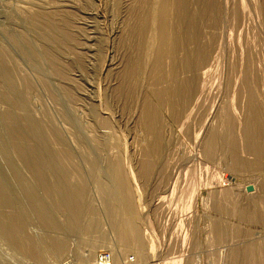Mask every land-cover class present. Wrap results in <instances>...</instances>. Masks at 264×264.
<instances>
[{"label":"rangeland","instance_id":"obj_1","mask_svg":"<svg viewBox=\"0 0 264 264\" xmlns=\"http://www.w3.org/2000/svg\"><path fill=\"white\" fill-rule=\"evenodd\" d=\"M99 1L0 0V264H264V0Z\"/></svg>","mask_w":264,"mask_h":264},{"label":"bare ground","instance_id":"obj_2","mask_svg":"<svg viewBox=\"0 0 264 264\" xmlns=\"http://www.w3.org/2000/svg\"><path fill=\"white\" fill-rule=\"evenodd\" d=\"M99 0H97V2H98ZM225 1H227V0H225ZM93 2H95V1H93ZM99 2H101V0L99 1ZM166 3H167V1H166ZM221 3V2H220ZM225 3V5H227V3L226 2H224ZM184 7V6H183ZM186 7V6H185ZM165 8V7H164ZM142 9V8H141ZM168 9V8H167ZM143 10V9H142ZM185 10V9H184ZM226 10L228 11V8H227V6H226ZM230 10V9H229ZM222 11H223V9H222ZM226 12V11H225ZM172 13V12H171ZM226 15V14H225ZM224 15V16H225ZM163 16V15H162ZM228 16V15H227ZM167 19V18H166ZM164 20L165 19H163L162 20V24H165L164 23ZM166 21V20H165ZM225 21V20H224ZM166 23H167V21H166ZM226 23V22H225ZM224 23V24H225ZM143 24V23H142ZM145 25V24H144ZM161 25V24H160ZM159 25V27H163V25L162 26H160ZM183 25V24H182ZM143 27V29H144V26H142ZM138 28V27H137ZM146 29H147V27H146ZM167 28H162L161 29V31L163 30V32L159 35V38L160 39H162V41L166 44V41L168 40L169 41V36L166 34L167 33V30H166ZM183 29V28H182ZM225 29V28H224ZM130 30H131V28H130ZM135 30V29H134ZM166 30V31H165ZM185 30V29H184ZM133 31V30H132ZM142 30H140V32H141ZM150 31H152V30H150ZM160 31V30H159ZM165 31V32H164ZM186 31V30H185ZM224 31V30H223ZM148 32V31H147ZM169 32V31H168ZM151 33V32H150ZM152 33H153V31H152ZM152 33H151V35H152ZM176 33V32H175ZM115 34H116V32H115ZM115 34H113V36L115 35ZM138 34V33H137ZM133 35V34H132ZM117 36V35H116ZM147 36V35H146ZM138 37V36H137ZM141 37V36H140ZM151 37V36H150ZM177 37V36H176ZM143 38V37H142ZM147 38V37H146ZM225 35L223 34V42L221 43V45H220V53L222 54L223 53V48H225V44H224V42L226 41L225 40ZM134 39V38H133ZM171 39V38H170ZM141 40V39H140ZM147 40V39H146ZM168 41H167V43H168ZM133 42V41H132ZM136 43H138V42H136ZM170 43H172V42H170ZM169 43V44H170ZM132 44V43H131ZM147 44V43H146ZM134 45V44H133ZM135 46H137V45H135ZM133 47V46H132ZM140 47V46H139ZM140 48H142V47H140ZM139 48V49H140ZM138 49V48H137ZM133 54V53H132ZM138 54V53H137ZM223 55V54H222ZM226 54H224V56H225ZM145 57H146V54H145ZM131 58V57H130ZM135 59V58H134ZM136 60V59H135ZM119 63H121V62H119ZM131 64V63H130ZM133 64V63H132ZM138 64V63H137ZM119 64H117V62H116V60L114 61L113 59H111V61L107 64V67L108 68H112V69H117V68H119L120 66H118ZM121 65V64H120ZM135 65V64H134ZM134 67V66H133ZM133 67H131V69L133 68ZM135 76V75H134ZM137 79V78H136ZM134 83V82H133ZM190 84V83H189ZM133 85V84H132ZM135 85V84H134ZM136 86H137V84H136ZM128 88V87H127ZM128 96V95H127ZM132 96V95H131ZM138 100V99H137ZM219 100V99H218ZM138 103V102H137ZM220 103V102H219ZM140 104V103H139ZM211 118H209L208 120H206L205 121V123L203 124V126H202V130L200 131L201 133H200V137L199 138H203L204 137V135H206L205 133L207 132V130L209 129V127L211 126ZM41 151V150H40ZM44 153V152H43ZM40 154H42V153H40ZM39 159H41V158H39ZM45 159V158H44ZM47 159V158H46ZM42 160V159H41ZM44 161V160H43ZM47 162H48V160H47ZM49 166V165H48ZM52 166V165H51ZM54 169H56V168H54ZM57 174V173H56ZM57 175H59V174H57ZM226 175V174H225ZM230 178L231 179H234V177L233 176H230ZM58 179V178H57ZM231 181V180H230ZM2 182H3V180H2ZM0 183V196H2V198H3V196H4V190H5V188L8 186H5V188H4V182L3 183ZM65 183V182H64ZM57 184V183H56ZM60 184V183H59ZM63 183H61V185H62ZM68 185V184H67ZM46 186V185H45ZM65 186V185H64ZM3 187V188H2ZM52 188H53V185L51 186ZM58 187V186H57ZM60 187V186H59ZM9 188V187H8ZM7 189V188H6ZM54 189H56V188H54ZM53 189V190H54ZM33 190V189H32ZM58 190H60V188L58 189ZM111 191V190H110ZM2 193H3V195H2ZM7 194V193H6ZM107 194V193H106ZM117 194V193H116ZM12 195V194H11ZM65 195V194H64ZM115 195V194H114ZM7 196V195H6ZM74 196V195H73ZM5 197V196H4ZM36 197V196H35ZM6 198H8V197H6ZM14 198V197H13ZM30 198V197H29ZM121 198V197H120ZM4 200H5V198H3ZM32 199V198H31ZM30 199V200H31ZM36 199H38V198H36ZM70 199V198H69ZM7 200V199H6ZM13 200H15V199H13ZM17 200H19V199H17ZM40 200V199H39ZM4 204L7 202H4L3 200H1ZM10 201V200H9ZM33 201V200H32ZM41 201V200H40ZM39 201V202H40ZM45 201V200H44ZM67 201V200H66ZM71 201V200H70ZM122 201V200H121ZM129 201V200H128ZM1 202V203H2ZM16 202V201H15ZM18 202V201H17ZM35 202H37L36 200H35ZM34 202V203H35ZM13 203V202H12ZM27 203V202H26ZM45 203H46V201H45ZM63 203V202H62ZM15 204V203H14ZM37 204H38V202H37ZM69 204V203H68ZM122 204V203H121ZM2 205V204H1ZM11 205V204H10ZM25 205V204H24ZM32 205V204H31ZM34 205H36V204H33V206ZM45 205V204H44ZM44 205L42 204V202L40 203V205H39V207L41 208V210H42V212H41V214H44V215H48L49 213L46 211V210H48V209H50L49 207H48V209H46L45 207H44ZM65 205V204H64ZM69 205H72V204H69ZM127 205V204H126ZM125 205V206H126ZM27 206H30V205H27ZM38 206V205H37ZM45 206H47V204L45 205ZM25 207V206H24ZM126 207H128V206H126ZM18 208V207H17ZM26 208V207H25ZM31 208V207H30ZM29 208V209H30ZM39 208V209H40ZM28 209V208H27ZM33 209V208H32ZM35 209V208H34ZM38 209V208H37ZM46 209V210H45ZM18 210H20V209H18ZM41 210H39V211H41ZM109 210V209H108ZM128 210V209H127ZM26 211V210H25ZM24 211V212H25ZM37 211V210H36ZM49 211V210H48ZM54 211V210H53ZM115 211V210H114ZM132 211V210H131ZM23 212V211H22ZM38 212V211H37ZM36 212V213H37ZM67 212V211H66ZM69 213H71L72 211H68ZM75 212V211H74ZM77 212H78V210H77ZM26 213H29V212H26ZM83 213V212H82ZM20 214V213H19ZM30 214V213H29ZM28 214V215H29ZM51 214V213H50ZM78 214V213H77ZM80 214V213H79ZM127 215H128V213H126ZM147 214V213H146ZM12 215V214H11ZM16 215V214H15ZM22 215V214H21ZM34 215H35V212H34ZM69 215V214H68ZM67 215V216H68ZM71 215V214H70ZM20 216V215H19ZM31 216V215H30ZM52 216V215H51ZM58 216V215H57ZM73 216V215H72ZM129 216V215H128ZM39 217H40V215H39ZM42 217H44V216H42ZM47 217V216H46ZM69 217V216H68ZM71 217V216H70ZM76 217V216H75ZM81 217V216H80ZM80 217H79V219H80ZM15 218V217H14ZM132 218V217H131ZM134 218V217H133ZM45 219V218H44ZM73 219V218H72ZM41 220H42V218H41ZM46 220V219H45ZM60 220V219H59ZM81 220V219H80ZM26 221H27V218H26ZM42 221H44V220H42ZM50 221V220H49ZM54 221H56V220H54ZM71 221H73V220H71ZM71 221H69V222H71ZM76 221V220H75ZM79 221V220H78ZM148 221V220H147ZM16 222V221H15ZM45 222V221H44ZM48 222V221H47ZM51 222H53V221H51ZM62 223V222H61ZM67 223V222H66ZM115 223V222H114ZM149 223V222H148ZM153 223V222H152ZM46 224V223H45ZM54 224H57V222L56 223H54ZM76 224V223H75ZM80 224V223H79ZM78 224V225H79ZM66 225V224H65ZM113 225V224H112ZM51 226H52V224H51ZM57 226V225H56ZM59 226V225H58ZM68 226V225H67ZM147 226V225H146ZM63 227H66V226H64V224H63ZM77 227V226H76ZM7 228V227H6ZM58 228V227H57ZM62 228V227H61ZM67 228V227H66ZM71 228H72V224H71ZM77 228H79V227H77ZM77 228H75V230L77 229ZM120 228V227H119ZM149 228V227H148ZM7 229H9V227L7 228ZM51 229V228H50ZM81 229H82V227H81ZM20 230V229H19ZM55 230V229H54ZM58 230V229H57ZM72 230H74V229H72ZM74 230V231H75ZM150 230V229H149ZM50 231V230H49ZM51 231H52V229H51ZM56 231V230H55ZM62 231H64V228H63V230ZM77 231V230H76ZM121 231V230H120ZM151 231V230H150ZM16 232V231H15ZM59 232V231H58ZM57 232V233H58ZM65 232V231H64ZM64 232H62V233H64ZM69 232H71V231H69ZM68 232V233H69ZM119 232V231H118ZM123 233H124V231H123ZM153 233V232H152ZM8 234H10V233H8ZM54 234V233H53ZM60 234V233H59ZM71 234V233H70ZM29 235V234H28ZM49 235V234H48ZM66 235V234H65ZM116 236V235H115ZM30 237V236H29ZM38 237V236H37ZM62 237H63V235H62ZM53 238V237H52ZM21 239V238H20ZM19 239V240H20ZM62 239V238H61ZM22 240V239H21ZM51 240H53V239H51ZM262 240H263V238H262ZM34 241V240H33ZM260 241V240H259ZM31 242V241H30ZM35 242H36V240H35ZM58 242V241H57ZM32 243V242H31ZM153 243V242H152ZM58 244H60V243H58ZM61 245V244H60ZM96 245V244H95ZM153 245V244H152ZM35 245H33V247H34ZM262 246V245H261ZM32 248V247H31ZM152 248H153V246H152ZM34 249V248H33ZM38 249V248H37ZM36 251H38V250H36ZM36 251L35 250H33V252L34 253H36ZM43 252V251H42ZM41 252V253H42ZM59 252L60 251H58V252H53V257L55 258V257H57L58 256V254H59ZM244 252V251H243ZM39 252H37L36 254H38ZM43 255V254H42ZM41 258V257H40ZM81 260L83 261V262H85V264H90V262H89V258H90V255H89V253H87V254H85V255H83V254H81ZM150 258V257H149ZM151 259H153V258H151ZM154 260V259H153ZM64 262V261H63ZM62 262V263H63ZM152 262V261H151ZM238 264V263H237Z\"/></svg>","mask_w":264,"mask_h":264},{"label":"built area","instance_id":"obj_3","mask_svg":"<svg viewBox=\"0 0 264 264\" xmlns=\"http://www.w3.org/2000/svg\"><path fill=\"white\" fill-rule=\"evenodd\" d=\"M129 261H132V258ZM113 263H114V257L111 251L99 250L97 252L94 264H113ZM63 264H74V263L73 260L69 257L63 262Z\"/></svg>","mask_w":264,"mask_h":264}]
</instances>
